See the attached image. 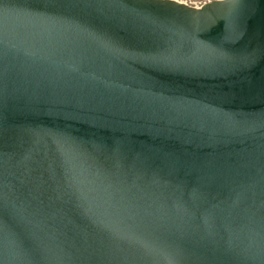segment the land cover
Returning <instances> with one entry per match:
<instances>
[{"label":"water","instance_id":"water-1","mask_svg":"<svg viewBox=\"0 0 264 264\" xmlns=\"http://www.w3.org/2000/svg\"><path fill=\"white\" fill-rule=\"evenodd\" d=\"M0 264H264V0H0Z\"/></svg>","mask_w":264,"mask_h":264},{"label":"rangeland","instance_id":"rangeland-1","mask_svg":"<svg viewBox=\"0 0 264 264\" xmlns=\"http://www.w3.org/2000/svg\"><path fill=\"white\" fill-rule=\"evenodd\" d=\"M176 1L181 2L183 4H186V5H189V6H192V7H200L203 4H205L209 1H212V0H176Z\"/></svg>","mask_w":264,"mask_h":264}]
</instances>
